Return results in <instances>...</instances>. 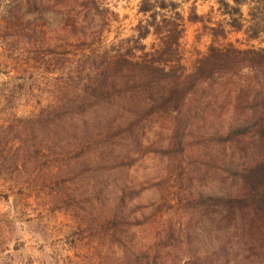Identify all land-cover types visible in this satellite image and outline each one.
I'll return each instance as SVG.
<instances>
[{
    "label": "trees",
    "instance_id": "1",
    "mask_svg": "<svg viewBox=\"0 0 264 264\" xmlns=\"http://www.w3.org/2000/svg\"><path fill=\"white\" fill-rule=\"evenodd\" d=\"M5 1L0 0V4ZM211 1L224 18V24L209 28L213 41L223 37L225 28L244 33L250 40L264 32L258 15L253 14L259 11V5L249 8L248 22L242 14L244 7L256 6L258 0ZM100 5L99 0H13L0 31L15 45L28 41L21 47L30 46L36 55L52 48L62 50L68 61V51L84 47L86 32L102 37L106 20ZM186 5L187 22L202 23L191 0H141L137 12L144 21L136 26L134 38L126 41L132 42L135 49L112 47L97 54L91 61L94 80L82 92L70 93L67 87L66 97L49 103L43 118L18 122L23 128L31 125L46 131L48 154L59 161L51 177H98L92 178L77 198L69 195V188L64 186L63 201H72V207L80 211L109 213L108 224L114 231L128 232L152 223L157 199L149 201L157 184L107 178L105 175L111 171H123L128 160L115 156L113 145L131 138L139 147L137 137L144 124L163 115L179 116L186 101L206 88L222 92L226 86L224 77L237 76L243 65L264 70V49L241 52L231 47L218 48L212 42L192 73L186 75L179 55L186 22L182 9ZM150 37L153 42L146 47L144 42ZM245 104L248 112L241 115L236 113L237 105L232 106L234 112L224 127L219 122L223 107L216 102L205 106L196 102L193 108L191 124L201 119L207 123L200 128L204 134L195 138L196 146L211 150L231 144L240 147L237 157L216 158L218 171L226 177L220 188L195 195L193 204L199 216L203 211L198 225L192 230L179 224L166 228L171 248L178 249V264H264V91L255 92ZM207 110L211 118L205 119ZM246 140L251 144L244 143ZM170 143V148L183 150L182 141L175 135ZM141 185L151 196L144 205L135 206L140 201ZM212 209L218 210L217 225H226L219 230L212 231L203 222L204 211ZM230 230L240 252H234L230 242L225 241ZM127 232L118 238L113 234L112 238L118 243L124 241L128 249L133 238L126 236Z\"/></svg>",
    "mask_w": 264,
    "mask_h": 264
},
{
    "label": "rangeland",
    "instance_id": "2",
    "mask_svg": "<svg viewBox=\"0 0 264 264\" xmlns=\"http://www.w3.org/2000/svg\"><path fill=\"white\" fill-rule=\"evenodd\" d=\"M12 1L0 4V26ZM99 1L106 20L102 37L98 39L96 33L86 32L84 47L68 51L71 54L68 61L62 50L52 48L36 55L30 46L21 47L28 45V41H18L15 45V41L5 39L0 31V264H178V249L171 248L166 228L179 224L192 230L203 214L202 211L199 216L194 207L195 195L220 188L226 180L217 169L216 158L237 157L240 147L231 144L211 150L196 146L195 138L204 134L205 130L200 128L207 123L201 119L191 124L193 108L196 102L203 106L216 102L223 107L219 122L224 127L234 112L232 106L237 105L239 115L248 112L245 100L258 90L264 91V70L243 65L237 76L224 77L226 86L222 92H217L215 87L206 88L186 101L179 116L163 115L144 124L137 137L139 147L134 146L131 138L119 146L113 145L112 153L128 160L123 171H111L105 176L157 184V191L149 201L157 199V210L151 224L128 232L112 230L109 213L80 211L72 207V201H63L64 186L69 188V195L77 198L86 184L98 177L95 174L51 177L58 170L59 161L48 154L46 131L20 125L43 118L49 103L66 97L67 87L70 93L82 92L92 83L91 61L97 54L112 47L136 48L126 41L134 38L136 26L144 21L137 12L141 0ZM258 1L256 6L244 7L242 14L248 22L249 8L259 5V11L253 14L258 15L261 20L258 24L264 30V0ZM191 2L195 3L202 23L187 22L189 5L183 7L186 22L179 55L186 75L192 73L212 42L218 48L231 47L241 52L264 49V32L258 39L250 40L244 33L225 28L223 37L213 41L209 28L224 24V18L211 0ZM152 42L150 37L144 45L149 47ZM203 116L205 119L210 116L208 110ZM174 135L182 141L183 150L170 148V138ZM143 186L135 206L144 205L151 196L143 191L146 190ZM204 214L203 222L210 230L226 226L217 225L218 210H205ZM124 232L133 238L128 249L124 241L118 243L112 238L113 234L119 237ZM228 235L225 241L230 242L234 252H240L231 230Z\"/></svg>",
    "mask_w": 264,
    "mask_h": 264
}]
</instances>
